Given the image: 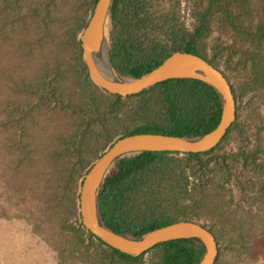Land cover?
Returning a JSON list of instances; mask_svg holds the SVG:
<instances>
[{
	"label": "rangeland",
	"instance_id": "rangeland-1",
	"mask_svg": "<svg viewBox=\"0 0 264 264\" xmlns=\"http://www.w3.org/2000/svg\"><path fill=\"white\" fill-rule=\"evenodd\" d=\"M87 1L57 0L53 20L46 28L25 20L12 32L11 42L0 43V109L12 99V132L0 128V264H103L107 253L96 240L77 232L81 176L117 136L147 119L136 114L137 100H126L113 125L116 135L111 140L91 137L82 153L86 165L81 171L76 153L64 155L66 142L81 129V119L72 111L74 105L89 94L74 88V50L67 43L74 19ZM199 1L203 6L204 0H153L159 32L164 34L167 26H174L190 33ZM258 15L254 13V24ZM247 37L238 36L229 27L213 26L203 41V52L211 57L217 43L222 49L232 43L234 50L247 47ZM230 67L231 73L225 76L236 100L234 127L217 150L202 157L205 176L198 179L188 174V196L182 201V211L172 208L170 202L164 204L163 211L208 228L221 250L233 238L230 251L219 253L225 264H264V240L260 237L264 197L259 190L264 181V89H249L248 68ZM4 75L12 78L10 91L11 81ZM44 81L56 85L64 100L61 105H36L39 94L34 91L41 90V95ZM215 219L221 232L212 225ZM240 229L252 234L246 254L236 251L244 245L236 240ZM159 257L160 251L153 250L138 264H159Z\"/></svg>",
	"mask_w": 264,
	"mask_h": 264
},
{
	"label": "trees",
	"instance_id": "trees-1",
	"mask_svg": "<svg viewBox=\"0 0 264 264\" xmlns=\"http://www.w3.org/2000/svg\"><path fill=\"white\" fill-rule=\"evenodd\" d=\"M56 1L0 0V43L11 42L12 32L23 26L25 20L38 24L42 30L46 28L53 20L52 11ZM152 1L112 0L104 34L111 63L119 74L128 78H139L160 65L172 53L184 52L196 55L222 69L224 75L231 73L232 64L248 68L249 89H264V0H204L203 6L200 5L202 1H199V6L193 11L195 26L190 33L167 26L164 34L157 27V11L154 10ZM95 2L96 0H88L82 7V13L74 19L67 40L74 50V88L89 94L85 96L86 99H79V103L74 105L75 110L71 109L81 119V129L66 142L64 155L71 157L76 153L79 157L76 164L81 171L86 165L82 153L88 148L91 137L103 136L106 140H111L116 135L113 125L118 120V115L123 112V102L132 99L137 100L134 106L136 114L146 117L147 121L117 138L144 133L190 137L212 131L220 119V101L211 88L199 81L168 80L148 91L126 98L108 95L92 85L82 60L77 36L85 28ZM254 13H260L255 24ZM213 26L229 27L238 36H249L247 47L238 46L234 50L235 44L232 43V46L222 49L217 43L212 47L213 55L207 57L203 52V41ZM58 74H53L56 81L59 79ZM5 78L11 81L10 91L12 78ZM41 89V95V90L34 91L39 94L36 98L37 106L52 102L61 105L64 102L55 84L44 81ZM69 99L70 96L66 102L70 108ZM0 119V128L12 132V99L0 109ZM233 127L234 124L227 135ZM220 144L201 154L145 152L117 159L108 170L99 192V210L103 223L115 233L140 237L154 229L190 220L186 216H168L163 211L164 204L170 202L172 208L182 211V201L188 196V174L202 179L206 171V161L203 162L202 157L211 155ZM55 154H58L57 151ZM259 190L264 197V181ZM217 222L215 219L212 225L221 232ZM77 232L80 236L94 239L83 230L80 217ZM260 237L264 240V230ZM251 239V233L240 229L236 240L243 241L244 245L236 251L246 254ZM94 240L107 249L103 257L106 264H138L143 255L157 249L160 251L159 264H198L203 255L202 246L193 240L159 244L139 257L123 255L99 240ZM226 242L228 246L220 249L222 253L230 251L231 243H234L233 238ZM216 264H225L224 255L219 257Z\"/></svg>",
	"mask_w": 264,
	"mask_h": 264
},
{
	"label": "water",
	"instance_id": "water-1",
	"mask_svg": "<svg viewBox=\"0 0 264 264\" xmlns=\"http://www.w3.org/2000/svg\"><path fill=\"white\" fill-rule=\"evenodd\" d=\"M112 0H96L88 22L80 34L82 60L92 85L122 98L148 91L168 80L199 81L211 88L220 101L221 113L217 126L200 136H167L134 134L119 137L100 155L84 175L78 195V212L82 228L102 244L130 257H139L153 247L170 241L193 240L203 248L198 264H216L220 248L216 237L203 225L182 220L160 227L140 237L121 235L110 230L102 221L99 192L113 163L135 153L201 154L215 149L236 121V100L224 73L206 60L189 53L174 52L160 65L139 78H128L113 67L106 37L105 22ZM103 56L104 64L99 58Z\"/></svg>",
	"mask_w": 264,
	"mask_h": 264
},
{
	"label": "bare ground",
	"instance_id": "bare-ground-1",
	"mask_svg": "<svg viewBox=\"0 0 264 264\" xmlns=\"http://www.w3.org/2000/svg\"><path fill=\"white\" fill-rule=\"evenodd\" d=\"M98 60H99V62H100V64H101V65H103V64H104V59H103V56H102V57H100Z\"/></svg>",
	"mask_w": 264,
	"mask_h": 264
}]
</instances>
